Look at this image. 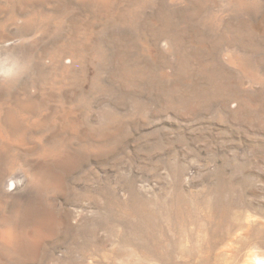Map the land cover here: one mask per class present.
<instances>
[{
  "label": "rangeland",
  "instance_id": "1",
  "mask_svg": "<svg viewBox=\"0 0 264 264\" xmlns=\"http://www.w3.org/2000/svg\"><path fill=\"white\" fill-rule=\"evenodd\" d=\"M252 254L264 0H0V264Z\"/></svg>",
  "mask_w": 264,
  "mask_h": 264
},
{
  "label": "bare ground",
  "instance_id": "2",
  "mask_svg": "<svg viewBox=\"0 0 264 264\" xmlns=\"http://www.w3.org/2000/svg\"><path fill=\"white\" fill-rule=\"evenodd\" d=\"M20 182H17V184L15 185L16 186L15 189L16 188L17 189H20V186H21V183ZM17 241L19 243H21L20 242V238L17 239ZM252 255H254V256H252ZM252 255L250 256V259H248V261H245L244 264H264V256H261V255H258V254H257V256H256V254H252Z\"/></svg>",
  "mask_w": 264,
  "mask_h": 264
}]
</instances>
